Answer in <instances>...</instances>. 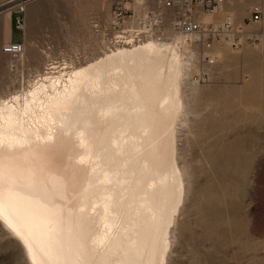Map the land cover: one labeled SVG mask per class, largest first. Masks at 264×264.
Masks as SVG:
<instances>
[{
    "label": "bare ground",
    "instance_id": "1",
    "mask_svg": "<svg viewBox=\"0 0 264 264\" xmlns=\"http://www.w3.org/2000/svg\"><path fill=\"white\" fill-rule=\"evenodd\" d=\"M175 35L0 99V226L26 264H173L194 186L180 134L198 93L190 40Z\"/></svg>",
    "mask_w": 264,
    "mask_h": 264
},
{
    "label": "rangeland",
    "instance_id": "2",
    "mask_svg": "<svg viewBox=\"0 0 264 264\" xmlns=\"http://www.w3.org/2000/svg\"><path fill=\"white\" fill-rule=\"evenodd\" d=\"M116 3L31 0L21 15L24 31L14 9L0 10V99L28 91L47 72L70 73L119 47L109 33ZM144 3L150 1L128 0L124 7L136 19ZM255 6L262 11L258 24L250 21ZM219 14L232 17L241 44L216 42L215 63L209 65L204 49L188 42L195 53L189 83H196L198 93L190 132L180 137L187 136L194 186L173 264H264V0H235ZM163 33L150 39L174 42L169 27ZM12 36L28 53L24 64L21 57L2 53ZM52 67L56 70H47ZM0 264H26L20 246L1 226Z\"/></svg>",
    "mask_w": 264,
    "mask_h": 264
},
{
    "label": "built area",
    "instance_id": "3",
    "mask_svg": "<svg viewBox=\"0 0 264 264\" xmlns=\"http://www.w3.org/2000/svg\"><path fill=\"white\" fill-rule=\"evenodd\" d=\"M128 0H117V7L113 13L109 33L111 44L118 46H136L144 43L150 38L164 36L163 31L169 27L172 34H182L198 43L206 52L204 61L213 65L215 59L211 53L214 44L224 43L229 46H238V32L234 22L227 17L222 25L207 24L202 21L205 16L217 14L235 0H149L142 4L144 7L140 17L135 19V14L124 7ZM133 1V0H130ZM27 0H17L15 13L19 30H25L24 15L27 10ZM151 6H153L151 8ZM262 11L255 6L251 9L250 21L253 24L261 22ZM133 22L134 25H130ZM108 30L106 29V32ZM163 33V34H162ZM2 53L17 59L24 53L23 43H8L3 46Z\"/></svg>",
    "mask_w": 264,
    "mask_h": 264
},
{
    "label": "crops",
    "instance_id": "4",
    "mask_svg": "<svg viewBox=\"0 0 264 264\" xmlns=\"http://www.w3.org/2000/svg\"><path fill=\"white\" fill-rule=\"evenodd\" d=\"M6 1H9V0H2V1L0 2V4L3 3V2H6ZM8 19H10V23H11V25H12V20H13L12 16H9ZM11 32H12V35H13V34H14L13 27H11ZM10 42H11V43L14 42V40H13V36L11 37Z\"/></svg>",
    "mask_w": 264,
    "mask_h": 264
}]
</instances>
